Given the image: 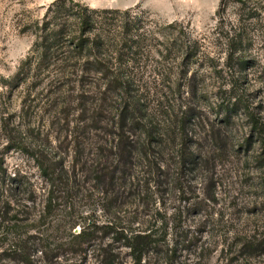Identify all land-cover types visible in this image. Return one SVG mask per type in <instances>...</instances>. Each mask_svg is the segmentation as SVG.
I'll list each match as a JSON object with an SVG mask.
<instances>
[{"label": "rangeland", "instance_id": "obj_1", "mask_svg": "<svg viewBox=\"0 0 264 264\" xmlns=\"http://www.w3.org/2000/svg\"><path fill=\"white\" fill-rule=\"evenodd\" d=\"M51 1L0 0V173L20 169L35 180L30 191L0 190L1 198H12L9 202L0 199V264H23L10 259L13 255L5 244L36 234L40 203L46 194L44 185L36 181L40 176L33 159L19 148L37 140L30 135L37 125L48 129V139L55 144V120L48 126L53 108L45 109L42 121L39 113H31L34 107L26 111L24 104L32 99L27 96L29 87L12 78L33 42V36L23 31L25 22L37 20L42 6ZM81 1L96 8L138 7L160 40H174L167 28L170 22L187 30L197 52L188 72L195 77L192 107L198 121L184 123L182 152L196 158L179 165V152L174 149L179 137H169L159 157L164 173L154 176L156 184L148 185L146 192L136 185L141 174L134 162L130 175L113 181L111 191L90 180L67 191L66 198L56 203V213H67L70 223L86 219L100 226L111 221L133 230H142L149 220L167 221L166 241L181 246L167 263L165 259L160 264H264V0ZM162 47L152 46L150 56H158ZM151 69L146 76L153 79ZM176 79L171 76L168 83L173 86ZM181 83L180 92L173 95L163 90L145 96L148 114L161 126L166 109L174 108V115L177 102L189 93ZM230 98L245 108L229 112L224 122L216 103ZM172 102L176 103L169 108ZM4 209L10 213L5 215ZM12 214L15 217L9 219ZM55 228L54 223L48 234L66 237L69 233L63 227ZM78 230L75 225L72 231ZM250 245L256 248L250 251ZM91 250L87 248L89 255L82 264H93ZM120 252V259L129 264L127 250ZM65 256L57 263L25 264H69Z\"/></svg>", "mask_w": 264, "mask_h": 264}, {"label": "trees", "instance_id": "obj_2", "mask_svg": "<svg viewBox=\"0 0 264 264\" xmlns=\"http://www.w3.org/2000/svg\"><path fill=\"white\" fill-rule=\"evenodd\" d=\"M42 7L37 20L24 24L23 31L33 36V42L12 81L27 84V96L32 95V99L24 108L29 112L34 107L31 113H39L40 121L45 119V109L53 108L48 126L55 120L52 134L56 142L52 145L48 129L37 125L30 131L37 140L19 148L33 159L40 176L36 181L44 185L46 194L40 203L36 234L14 238L5 249L13 255L11 260L23 264L57 263L64 255L65 262L82 264L89 255L87 248L92 249L93 264H127L120 259L121 248L127 250L129 264H160L165 259L167 263L181 246L166 241L167 221L149 220L142 230L118 227L111 221L100 226L86 219L70 223L67 213H56V203L87 180L101 189L108 186L111 191L113 181L130 175L128 170L134 162L141 174L136 177V185L146 192L148 185L156 184L154 176L164 173L159 157L169 137H179L174 147L179 152V165L194 162L196 156L191 152L183 154L182 139L184 123L198 121L192 107L195 77L188 72L197 55L195 42L177 22L167 24L174 40H160L138 7L96 8L81 0H52ZM157 43L163 47L154 58L150 49ZM148 67L152 68L153 79L146 76ZM171 76L177 78L173 86L168 83ZM181 82L189 93L177 102L174 115V108L166 109L161 126L148 114L145 96L163 90L173 95L180 92ZM175 103H168L169 108ZM216 106L224 122L229 112L245 108L238 99L231 98L218 101ZM253 125L257 126L255 121ZM150 175L152 179L146 178ZM34 184L35 180L20 169L0 173V190L4 192L30 191ZM9 197L0 199L9 202ZM12 217L14 214L9 219ZM62 220H66L64 224ZM54 223V230L63 227L68 235L48 234ZM75 225L79 227L77 232L72 231ZM249 248L252 251L256 247Z\"/></svg>", "mask_w": 264, "mask_h": 264}]
</instances>
